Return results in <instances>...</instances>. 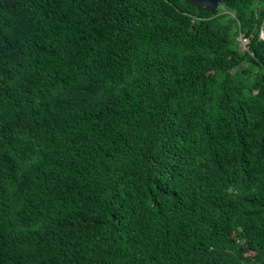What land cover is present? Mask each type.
Masks as SVG:
<instances>
[{"label":"trees","instance_id":"obj_1","mask_svg":"<svg viewBox=\"0 0 264 264\" xmlns=\"http://www.w3.org/2000/svg\"><path fill=\"white\" fill-rule=\"evenodd\" d=\"M263 15L0 0V264H264Z\"/></svg>","mask_w":264,"mask_h":264},{"label":"water","instance_id":"obj_2","mask_svg":"<svg viewBox=\"0 0 264 264\" xmlns=\"http://www.w3.org/2000/svg\"><path fill=\"white\" fill-rule=\"evenodd\" d=\"M195 5H203L210 9L216 8L218 4L226 2L227 0H191Z\"/></svg>","mask_w":264,"mask_h":264},{"label":"built area","instance_id":"obj_3","mask_svg":"<svg viewBox=\"0 0 264 264\" xmlns=\"http://www.w3.org/2000/svg\"><path fill=\"white\" fill-rule=\"evenodd\" d=\"M262 27L259 29V37L264 39V15H263V18H262ZM246 42V38H242V43L244 44Z\"/></svg>","mask_w":264,"mask_h":264}]
</instances>
